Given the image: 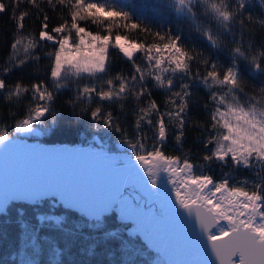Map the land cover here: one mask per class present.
Listing matches in <instances>:
<instances>
[{
	"label": "snow or ice",
	"instance_id": "obj_1",
	"mask_svg": "<svg viewBox=\"0 0 264 264\" xmlns=\"http://www.w3.org/2000/svg\"><path fill=\"white\" fill-rule=\"evenodd\" d=\"M22 2L0 0V13L10 11L15 25L11 52L0 70V96L13 118L11 124L5 123L0 111V155L7 157L21 148L16 134H39L38 128L55 125L54 102L70 85L75 91L67 101L72 108L69 119L86 115L95 132L117 133L127 155L114 190L102 196L80 186L71 175L15 191L58 193L69 205L96 208V227L103 213L119 205L124 217L137 218L151 231L166 257L193 252L210 256L211 264H264V0H163L160 7L174 15L176 31L171 25L145 23L143 16L115 0H27L40 23L38 32H26L31 12L18 11ZM42 5L60 13L58 23L50 27ZM181 22L211 52L188 42ZM89 24L97 31L89 30ZM49 47L44 52L45 79L27 84L22 78L6 79L14 70H24L29 61L35 62L39 75L41 56L36 50ZM221 55L227 63H221ZM115 57L130 63L129 74L122 70L113 74ZM246 76L259 80V85L246 91ZM201 88L207 101L198 104L195 97ZM154 91L162 94V104ZM25 99L26 114L17 118L12 108ZM124 102L133 105L131 135L110 110L118 104L126 115ZM194 106L204 109L203 121L194 115ZM188 129L199 131L194 142L208 150L203 164L165 151L170 135L182 150ZM213 164L231 167L233 174L217 180L204 171ZM241 169L255 179L237 178ZM124 185L138 190V195L121 192ZM150 201L159 202L160 209L145 219L143 209ZM49 219L45 217L46 222ZM51 220L64 223L60 217ZM88 251L91 254L92 249ZM165 264L183 262L167 259Z\"/></svg>",
	"mask_w": 264,
	"mask_h": 264
},
{
	"label": "trees",
	"instance_id": "obj_2",
	"mask_svg": "<svg viewBox=\"0 0 264 264\" xmlns=\"http://www.w3.org/2000/svg\"><path fill=\"white\" fill-rule=\"evenodd\" d=\"M7 3L8 0H5ZM116 3L130 7L137 15L144 18L145 23L156 27H166L171 25L176 31V21L174 15L167 9L160 7L163 0H115ZM50 17V27L59 22L60 13L53 12L47 5H42ZM28 9L31 16L26 18L25 31H39V20L36 19L37 12L27 4V0L21 3L20 10ZM67 13L65 12V16ZM81 26H85L81 22ZM89 30L97 31L96 25H88ZM180 29L186 40L194 44L197 48L211 52L206 44L194 31H190L187 23L181 22ZM15 29L11 19V12L0 13V70L3 69L11 52L12 33ZM135 35V34H133ZM143 37V34H140ZM51 47L37 49L36 55L41 56L39 62L40 72L37 75L36 64L29 61L24 70L16 69L6 79L15 82L18 79L24 83L45 79L43 68L48 60L44 56L45 51H50ZM23 58L24 53L18 54ZM139 55V54H137ZM221 63H227L226 56H220ZM123 71L125 74L131 72L130 63L120 57H115L113 62V74ZM248 86L246 91H251L253 85H259V80H254L246 76ZM50 83V82H49ZM75 87L70 85L67 89H62L54 102V110L57 116V123L51 128H42L44 144H70L77 145L87 140L93 139L97 135L109 143L111 149L116 151L120 146L119 135L108 131L95 132L88 124L87 116H82L76 120H70L72 113L71 106L67 101L74 96ZM154 98L162 104L163 96L158 91H154ZM198 104L207 101V92L200 89L196 92ZM25 99L22 104H17L12 108L17 118H22L26 114ZM126 115L121 113L119 105H112L111 111L115 116L120 117V124L127 129L131 135L133 130L134 117L132 115L131 102H124ZM95 107V101L93 102ZM8 104L0 96V111L5 113L4 122L11 124L13 118L7 115ZM194 115L203 121L206 113L202 107L194 106ZM75 113H80V106L77 105ZM11 134V133H10ZM151 135V133H149ZM199 135L198 130L188 129L183 148L178 149L174 137L170 135L165 151L173 155H189L194 163L203 164V155L208 151L203 144L196 141ZM205 172H210L214 178L219 180L224 175L233 174L231 167H219L213 164L210 168H204ZM235 176L254 180L255 177L248 170L241 169ZM22 210V211H21ZM45 217L50 218L48 222ZM60 217L64 223L56 225L51 218ZM96 221H89L85 217L64 209L56 200L48 199L41 203L25 204L12 203L5 213L0 214V264H157L158 257L152 251H146L144 243L140 238H133L129 234V224L120 223L113 213L105 218L103 225L94 226ZM89 249H92L89 254Z\"/></svg>",
	"mask_w": 264,
	"mask_h": 264
},
{
	"label": "water",
	"instance_id": "obj_3",
	"mask_svg": "<svg viewBox=\"0 0 264 264\" xmlns=\"http://www.w3.org/2000/svg\"><path fill=\"white\" fill-rule=\"evenodd\" d=\"M18 142L21 148L17 152L7 157L0 155V205H2L0 206V214L5 213L12 203L35 204L53 199L64 209L75 212L89 221H95L98 211L96 208L69 205L58 193L24 195L15 191V189L18 186L41 184L71 175L80 186L87 187L102 196L108 190H114L115 181L120 176L118 170L123 165H117L115 160L105 153L76 145L40 144L21 140H18ZM143 178L147 180L146 176ZM120 191L125 192V194L138 195V190L134 191L127 185L121 187ZM172 199L174 200V194H172ZM115 207H117V210L113 213L116 214L118 222H138L137 218L124 217L119 210V205H113L108 212L103 213L101 219L111 216L113 214L111 210ZM159 209V202H148L147 207L143 209L146 214L145 219L158 213ZM144 230L145 232L140 233V237L134 232L129 231V234L133 238H140L150 251L160 255L165 260L170 259L183 262V264H200L201 261H208L211 264L210 256H200L193 252L166 257L153 240L151 231Z\"/></svg>",
	"mask_w": 264,
	"mask_h": 264
},
{
	"label": "rangeland",
	"instance_id": "obj_4",
	"mask_svg": "<svg viewBox=\"0 0 264 264\" xmlns=\"http://www.w3.org/2000/svg\"><path fill=\"white\" fill-rule=\"evenodd\" d=\"M38 132H39V134H36V133H32V134H25V133L16 134L15 135V139L21 140V141H27V142H31V143L44 144L41 141V139H40L42 137V135H43L42 134V128H38ZM76 146L85 147V148H88V149L99 151L101 153H105L109 157H111V159L115 160L117 165H123L122 157L127 155L126 149L122 148L121 146H119L116 149V151H113L111 149V147H110L111 145L109 143H106L105 140L101 137V135H97L93 139L87 140V141H85L84 143H81V144H77ZM237 178L243 179V178H240V177H237ZM37 203H41V201L37 202ZM0 206H2V205H0ZM115 210H117V207H115L113 210H111V213L115 212ZM105 218L102 219V223L100 225L104 224ZM126 223H128L130 225L128 230L130 232H134L137 236H139L140 233L145 232L144 228H142L141 224H139L138 222H130L129 221V222H126ZM145 247H146V245H145ZM146 249L147 250H145V252L148 251L147 247H146ZM156 255L158 256V257H156L157 264H165L166 260L163 257H161L160 255H158V254H156Z\"/></svg>",
	"mask_w": 264,
	"mask_h": 264
}]
</instances>
